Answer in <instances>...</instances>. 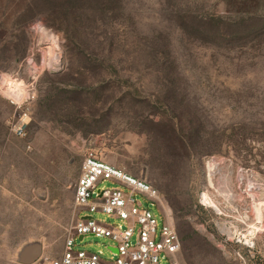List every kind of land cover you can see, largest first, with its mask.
<instances>
[{
  "label": "rangeland",
  "instance_id": "374dc122",
  "mask_svg": "<svg viewBox=\"0 0 264 264\" xmlns=\"http://www.w3.org/2000/svg\"><path fill=\"white\" fill-rule=\"evenodd\" d=\"M118 1L0 0V74L35 93L24 138L0 94V264H21L35 242L34 264L62 254L88 153L158 191V205L135 198L160 226L165 217L190 231L182 264H264V0ZM66 5L89 18L64 19ZM84 216L126 227L101 211ZM113 245L76 239L105 260Z\"/></svg>",
  "mask_w": 264,
  "mask_h": 264
},
{
  "label": "built area",
  "instance_id": "2783aa9c",
  "mask_svg": "<svg viewBox=\"0 0 264 264\" xmlns=\"http://www.w3.org/2000/svg\"><path fill=\"white\" fill-rule=\"evenodd\" d=\"M0 94L16 108L17 115L9 123L12 134L24 138L28 133L31 116L26 107L35 98L30 84L16 74H0ZM105 180H114L119 187L103 189ZM142 193L158 205L159 194L150 183L123 169L105 162L94 153H88L80 166L74 192L75 221L64 241L62 254L49 259V264H182L179 260L182 243L175 226L166 220L160 226L154 213L144 207L135 195ZM101 211L124 221L126 227H110L91 216L80 217V212ZM87 235L110 238L114 245L113 257L76 249V239ZM136 236V242H132Z\"/></svg>",
  "mask_w": 264,
  "mask_h": 264
},
{
  "label": "trees",
  "instance_id": "16d2710c",
  "mask_svg": "<svg viewBox=\"0 0 264 264\" xmlns=\"http://www.w3.org/2000/svg\"><path fill=\"white\" fill-rule=\"evenodd\" d=\"M70 2L71 0H59V3H61V4H65V3H67V2ZM73 1H75L76 3H77V1H85V0H73ZM108 1V3H109V5L110 4H117L119 1L118 0H107ZM103 6H101V7H99L98 9H97V14H96V16H100L99 14L101 13V12H103L104 11V9H106L105 7H103ZM68 7H67V5H66V7H62V8H60V9H58L59 10V12H60V14H61V16H63V18L64 19H71L73 22L75 21V22H77V23H81L82 22V18L86 15V19L87 18H89V15H87V13H86V10H84L85 11V13L83 14V12L82 11H78L79 13H76V10L74 9V8H69V9H67ZM115 12V11H114ZM219 20V19H218ZM98 21L99 22H102V17H99L98 18ZM110 46H112V45H110ZM89 50H91V53H90V55H92L95 51H94V49H89ZM81 52H83L82 50H81ZM153 52V51H152ZM85 53V52H84ZM113 53V48L111 49V51H110V54H112ZM194 134H196V135H198V131H196V130H194L193 129V135ZM192 135V134H191ZM190 138V137H189ZM192 138V137H191ZM180 232V233H179ZM178 233H179V236H180V240H181V243H182V248H183V244H186V243H190L191 241H192V237H191V235H190V231H188V230H186L185 228H180V231H178Z\"/></svg>",
  "mask_w": 264,
  "mask_h": 264
},
{
  "label": "water",
  "instance_id": "95a60500",
  "mask_svg": "<svg viewBox=\"0 0 264 264\" xmlns=\"http://www.w3.org/2000/svg\"><path fill=\"white\" fill-rule=\"evenodd\" d=\"M82 240V237H80ZM110 250H114L112 247H109ZM42 254V246L40 243H30L27 244L19 253V262L21 264H34L40 258Z\"/></svg>",
  "mask_w": 264,
  "mask_h": 264
},
{
  "label": "bare ground",
  "instance_id": "6f19581e",
  "mask_svg": "<svg viewBox=\"0 0 264 264\" xmlns=\"http://www.w3.org/2000/svg\"><path fill=\"white\" fill-rule=\"evenodd\" d=\"M48 39L50 41L52 40V44L54 43V45H55V41L52 39L51 36L48 35ZM51 53H50V55L47 56V63L50 64V66L53 65L54 62H58V56L55 53H54V55H51ZM203 199H205V202L207 204H209L210 206L215 207L216 209H218V205H217V203H215V201H213V199H211V198L208 199L207 196L204 195V194H203ZM255 230H260V227L259 226L258 227L257 226H254V230H252L248 234V236L252 235ZM248 236L247 235H244V237L246 238V242L252 244V240H251L252 237L250 239H248L247 238Z\"/></svg>",
  "mask_w": 264,
  "mask_h": 264
},
{
  "label": "crops",
  "instance_id": "0c3cea01",
  "mask_svg": "<svg viewBox=\"0 0 264 264\" xmlns=\"http://www.w3.org/2000/svg\"><path fill=\"white\" fill-rule=\"evenodd\" d=\"M112 247V246H111ZM113 248V247H112Z\"/></svg>",
  "mask_w": 264,
  "mask_h": 264
}]
</instances>
